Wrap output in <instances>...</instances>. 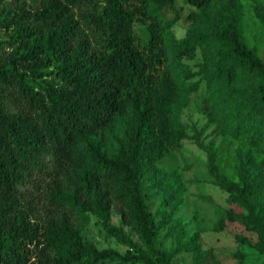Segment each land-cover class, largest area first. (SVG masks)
I'll return each mask as SVG.
<instances>
[{
  "label": "trees",
  "instance_id": "16d2710c",
  "mask_svg": "<svg viewBox=\"0 0 264 264\" xmlns=\"http://www.w3.org/2000/svg\"><path fill=\"white\" fill-rule=\"evenodd\" d=\"M175 1L19 0L8 16L0 14L11 44L10 51H0V264H171L172 252L156 244L158 225L144 203L136 159L156 163L188 137L182 125L171 122L179 90L166 66L167 41L181 89L190 94L198 80L184 59L206 36L202 28H189L181 38L172 34L178 17L168 19L163 10ZM184 1L201 13L213 2ZM229 10L214 22L215 75L230 100L229 119L249 147L264 153L263 135L239 92L246 82L255 83L264 109V59L256 40L245 41L242 3L234 1ZM136 20L144 24V42L135 35ZM115 124L118 147L99 152L96 143ZM200 133L194 139L206 154L213 183L227 193L228 204L242 209H226L214 231L239 223L257 240L252 244L242 234L236 240L264 254V158L254 163L238 150L232 180L220 170L213 141L203 142ZM41 173L51 177L54 215L46 218L21 190ZM168 181L178 193L182 185L175 175ZM113 209L139 232L140 243L120 237L129 247L126 254L96 249L80 233L94 215L118 235L106 223ZM190 243L194 264H202L207 252L197 234Z\"/></svg>",
  "mask_w": 264,
  "mask_h": 264
},
{
  "label": "rangeland",
  "instance_id": "374dc122",
  "mask_svg": "<svg viewBox=\"0 0 264 264\" xmlns=\"http://www.w3.org/2000/svg\"><path fill=\"white\" fill-rule=\"evenodd\" d=\"M19 0H3L0 6L1 17L8 16L16 9ZM236 0H213L206 13L188 5L184 0H176L173 6L166 7L163 14L171 19H178L171 27L176 38L185 35L189 28L197 31L202 28L206 41L198 40L193 55L184 59L186 65L196 72L198 88L190 94L181 89V81L172 60L170 40L167 41L166 66L173 74L179 90V99L172 121L182 125L188 137L180 145L174 146L164 158L156 163H146L136 159L142 172L141 185L147 211L157 227V246L172 252L171 264H194L190 237L197 234L198 240L207 255L202 264H264V254L248 243L236 240L237 234L245 235L251 243L257 240L256 234L246 231L239 223L228 224L222 231H214L217 219L226 209L242 211L241 208L226 202L227 193L213 183L209 172L206 154L197 145L194 134L201 132L203 142L213 141L217 148V163L220 170L230 179L237 180L236 152L248 154V159L257 163L264 158V153L247 145L246 136L237 131V126L229 119L230 100L223 85L215 75L216 58L214 22L230 12ZM243 5L242 27L245 41L251 45L258 42L259 53L264 59V0H237ZM135 35L140 41L146 40L144 24L136 20L133 25ZM8 31L0 28V51L11 50ZM240 97L248 102L254 114L255 122L264 138V109L259 103L258 90L253 82H246L239 89ZM244 119L245 115H241ZM242 125V124H240ZM121 139L117 125L107 129L101 142L96 143L99 152L109 153L116 149ZM52 169V162H46ZM149 167V171L146 168ZM53 173V172H52ZM174 174L182 187L177 193L168 181ZM35 182H28L21 187L25 198H30L42 218L54 215V206L49 204V183L51 177L46 173L34 175ZM77 218V217H76ZM78 223L83 221L78 218ZM115 235L100 224V220L89 215V221L81 226L82 238L96 249L113 248L126 254L129 247L120 239L128 237L132 242L140 243L139 232L132 223L124 221L113 209L106 221ZM236 252H243L238 258ZM95 264H141L121 263L117 260H103Z\"/></svg>",
  "mask_w": 264,
  "mask_h": 264
}]
</instances>
